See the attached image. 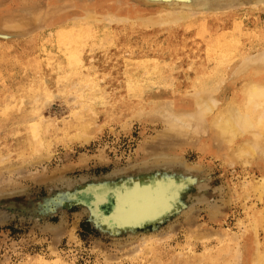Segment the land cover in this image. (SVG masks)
<instances>
[{"label": "rangeland", "instance_id": "rangeland-1", "mask_svg": "<svg viewBox=\"0 0 264 264\" xmlns=\"http://www.w3.org/2000/svg\"><path fill=\"white\" fill-rule=\"evenodd\" d=\"M179 1L192 8L161 9ZM66 23L84 27L63 37L62 50L74 53L53 84L39 70L43 48ZM238 25L246 55L264 53V0H0V264H179L190 250L228 259L226 247L245 257L255 227L264 250V163L205 153L198 137L173 130L184 114L197 122L196 102L145 97L126 106L134 97L122 94L118 72L145 61L204 73L220 62V37ZM224 62L217 89L207 88L217 101L211 114L242 81L238 50ZM124 174L183 188L161 217L111 229L94 209L95 190ZM106 193L110 208L114 190Z\"/></svg>", "mask_w": 264, "mask_h": 264}, {"label": "bare ground", "instance_id": "bare-ground-1", "mask_svg": "<svg viewBox=\"0 0 264 264\" xmlns=\"http://www.w3.org/2000/svg\"><path fill=\"white\" fill-rule=\"evenodd\" d=\"M174 8H181L186 11L192 7L187 2L181 1L161 7L163 12L166 13ZM163 16L165 17L166 15ZM80 17L88 18L85 17V14ZM166 18L168 19V17H165V19ZM162 19L165 20L163 17ZM171 20L172 21H162V23L173 22V18ZM177 20L178 18L174 19V21ZM69 25L70 23L60 25L58 27L59 29L53 33L52 43L43 48L44 54L48 55V59L41 64L39 70L43 71L42 73H51L49 79L53 84H56L58 81L55 76L56 73L61 72L65 77L66 71H62V66L65 62L64 59L74 53L72 51L73 53L70 55L68 51L69 49H66V51L62 50L63 45H66L63 43V37L66 38L67 36L69 38L74 32V28H79L81 25L79 27H72V29L69 28ZM23 27H25L24 24ZM23 27L18 28L20 29ZM38 27L40 28V26ZM83 27L84 26L82 25L80 28ZM7 28L10 27L7 26ZM200 29L202 30L199 33H205L209 30L208 24L203 25ZM243 30L242 26L238 25L233 31L231 30V33H233L232 35L224 34L220 37V43L223 44L220 62L204 73L198 71L197 74L194 72L189 73L190 69L186 67L190 64L187 62H182L174 69H169L165 63H161V65L159 62L147 63L142 60L143 64L136 67V69H133L130 65L122 66L118 69V72L127 80L124 85L125 91L122 92V94L131 91L130 94L134 97V100L132 101L126 99L122 101L126 103V106L130 103L140 106L145 97H151L152 99L174 97L175 99H185V102H196L200 108V111L197 113V122L195 124L194 122L191 123V129L189 131L187 129L180 130H184L187 134H191L193 137H198V141L200 140L201 142L199 149L205 153H212L216 156L225 157L229 161L243 160V162L249 163V158H252L253 161L257 163H264V128H252L249 131L244 132L239 129L233 119L234 114L243 107L244 92L247 87L253 83L264 84V53L258 56L256 55L255 57L246 55L243 39L249 37L248 35L245 36V31ZM2 35L8 37L7 33L3 32ZM76 43H74V46ZM71 48L72 47H70V49ZM235 50H238V57L241 60L235 71L237 77L242 78L240 86L233 91L232 97L228 98L220 108H217L216 113L214 112L211 114V111L213 110V108H211L206 114H201V108L205 102L215 100V97H212L214 92H211L212 94L209 95L210 92H207V88H215L212 87L216 84L215 80L220 81L225 73L223 66L227 62L224 61L228 58L230 52ZM53 54L55 59H51ZM129 72H132V78L128 80L127 76ZM167 76H169V78ZM194 93L197 94L195 95ZM112 104L113 103L111 102H107L106 106H112ZM169 106L170 105H168L167 108ZM184 115L185 116H182L187 120L188 115L187 117L186 114ZM195 120L196 119H194V121ZM20 129H23V126L18 129L19 132H22ZM25 136L26 134L23 135V138ZM25 143H27V139L23 140V144ZM134 176L135 175L124 174L119 180L102 184L95 190V192H98L97 197L99 201L94 203V209L100 214L102 223H105L111 229H131L136 226H142L145 223V220L153 221L154 219L161 217L164 211L171 206L169 201L178 195L180 189L183 188L182 183L174 185L176 180L172 179H169L166 182L164 180L152 179L154 178L153 175L149 176L144 174V178L136 176L137 178L140 177L138 179H135ZM109 189L114 190V194L112 195V201H114V204L110 208L107 207L106 202V191ZM103 204L105 205L104 208H102ZM261 212H264V209ZM257 216L259 225L264 229V215L258 213ZM254 230H256V227ZM253 231L250 230L246 235L247 249L245 257L243 252L240 250L237 251V248L233 251L231 248L226 247L229 249L228 259L227 256L220 259V257L210 251H205L203 254L198 255L190 250L183 254L184 256L181 255L183 257L179 258V264H231L230 260L233 258L235 259V264H264V250L255 236V231ZM223 251L225 252L226 249ZM229 257L231 259H229Z\"/></svg>", "mask_w": 264, "mask_h": 264}, {"label": "clouds", "instance_id": "clouds-1", "mask_svg": "<svg viewBox=\"0 0 264 264\" xmlns=\"http://www.w3.org/2000/svg\"><path fill=\"white\" fill-rule=\"evenodd\" d=\"M215 100L205 102L201 114H206L211 108L216 107ZM177 117L174 129H188L194 121ZM234 121L241 131L247 132L252 128H264V84L253 83L244 92L243 107L234 116Z\"/></svg>", "mask_w": 264, "mask_h": 264}]
</instances>
